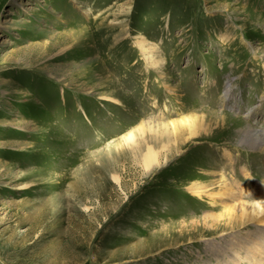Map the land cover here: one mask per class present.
Listing matches in <instances>:
<instances>
[{
  "label": "rangeland",
  "instance_id": "1",
  "mask_svg": "<svg viewBox=\"0 0 264 264\" xmlns=\"http://www.w3.org/2000/svg\"><path fill=\"white\" fill-rule=\"evenodd\" d=\"M251 136L264 0H0V264H248ZM222 174L248 187L231 210L191 191Z\"/></svg>",
  "mask_w": 264,
  "mask_h": 264
},
{
  "label": "bare ground",
  "instance_id": "2",
  "mask_svg": "<svg viewBox=\"0 0 264 264\" xmlns=\"http://www.w3.org/2000/svg\"><path fill=\"white\" fill-rule=\"evenodd\" d=\"M142 45L146 46V47H143L145 50L144 53H146L148 60L153 61V65L156 67L157 70L166 67L165 66L166 61L163 58H162L163 60L154 59V51L156 50L154 44L150 45V43H147L146 41H142ZM181 122H185V124H187L189 128L190 136L198 134L200 127H198L196 120H193L187 117V118L181 119ZM153 131L154 130H152V132ZM254 131L258 132V130H254ZM157 133H160V132H157ZM128 138L133 139L134 135L128 136ZM244 141H247L251 146L259 147L260 149L264 150V139L263 138L256 139L254 136H251L247 138V140H244ZM143 159H144L146 167H151L155 162H158L159 151H156L153 146H148L147 150L144 152ZM246 173H247L246 175L250 176L248 172ZM215 183H218V188L216 191H211L207 189L208 185L191 186V191H193V193H195L197 196H203L204 194H208L209 195L208 199L210 202H213L214 195H216L219 198V201H221V203L224 204L225 207L227 205H230V202H229L230 199H237L239 196L247 193L246 189L248 187L246 185H243V184L236 185L233 183V186H232L231 182L227 180L224 174H222L221 177H219L213 183V185ZM248 191L250 192L252 191L254 193H260L262 198H260V200H258L257 202H254L253 205H250L247 203L246 206L247 207L251 206L252 209L249 211L248 208L245 206L242 210V213L239 215V217L242 219L243 223H245L247 220H252L254 222L264 224V197H263L264 184L261 181H258L255 187L253 188L249 187ZM227 207H229V210H231L232 208V206H227ZM237 245L239 246V250L236 252V248L238 247ZM228 246L231 247L233 251L237 253V257H241L238 261L246 260L248 264H264V228L263 229L255 228L249 234H247V236H243V237L234 236L233 238L229 240ZM215 247L216 245L213 244L212 248H215ZM240 253H242V256L240 255ZM229 255L234 257L235 254H233L231 251ZM232 261H233V258L228 257L224 262L226 264H230Z\"/></svg>",
  "mask_w": 264,
  "mask_h": 264
}]
</instances>
